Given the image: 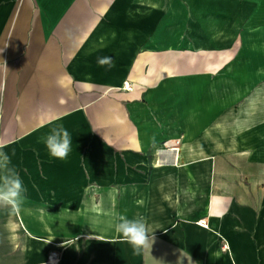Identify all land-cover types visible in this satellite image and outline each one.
<instances>
[{
  "label": "crops",
  "instance_id": "1",
  "mask_svg": "<svg viewBox=\"0 0 264 264\" xmlns=\"http://www.w3.org/2000/svg\"><path fill=\"white\" fill-rule=\"evenodd\" d=\"M0 143V264H264V0H0Z\"/></svg>",
  "mask_w": 264,
  "mask_h": 264
},
{
  "label": "clouds",
  "instance_id": "2",
  "mask_svg": "<svg viewBox=\"0 0 264 264\" xmlns=\"http://www.w3.org/2000/svg\"><path fill=\"white\" fill-rule=\"evenodd\" d=\"M98 63L103 66L109 64L110 59H99ZM41 140L53 159L64 160L72 151V137L61 124L52 127ZM4 147L0 143V210L6 211L10 216L18 215L27 197L18 172L12 166L9 155L3 151ZM115 230L136 254L145 250L151 251L155 243V232H149L142 218L122 215Z\"/></svg>",
  "mask_w": 264,
  "mask_h": 264
},
{
  "label": "built area",
  "instance_id": "3",
  "mask_svg": "<svg viewBox=\"0 0 264 264\" xmlns=\"http://www.w3.org/2000/svg\"><path fill=\"white\" fill-rule=\"evenodd\" d=\"M124 91H130L131 87L128 84H125L122 88ZM48 261L50 263H55L58 261V254L57 253H50L49 257H48Z\"/></svg>",
  "mask_w": 264,
  "mask_h": 264
}]
</instances>
